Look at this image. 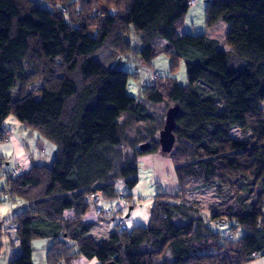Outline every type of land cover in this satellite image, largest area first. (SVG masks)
Masks as SVG:
<instances>
[{
	"label": "trees",
	"instance_id": "16d2710c",
	"mask_svg": "<svg viewBox=\"0 0 264 264\" xmlns=\"http://www.w3.org/2000/svg\"><path fill=\"white\" fill-rule=\"evenodd\" d=\"M43 1L0 0V133L14 114L57 146L50 165L0 174L3 201L28 203L13 218L20 253L10 264H34L35 239L52 240L48 264H246L264 256V0H208L207 28L229 25L228 50L207 34L179 33L191 0ZM133 52L146 63L158 52L185 60L189 85L169 79L142 100L128 95L131 73L111 66ZM163 104L180 108L170 153L160 143L166 116L154 109ZM160 150L173 160L179 191L158 193L147 226L98 240L86 219L89 196H114L122 179L134 188L138 156ZM5 161L0 155V170ZM210 192L218 202L198 232L188 195ZM220 221H235L245 235L207 231Z\"/></svg>",
	"mask_w": 264,
	"mask_h": 264
},
{
	"label": "rangeland",
	"instance_id": "374dc122",
	"mask_svg": "<svg viewBox=\"0 0 264 264\" xmlns=\"http://www.w3.org/2000/svg\"><path fill=\"white\" fill-rule=\"evenodd\" d=\"M34 1L41 5L44 3L43 0ZM207 2L208 0H197L191 5L178 28L179 33L191 35L207 34L220 42L221 50H228L229 47L225 43V37L229 30V25L221 21L214 27L207 28L205 19ZM128 37L135 50L142 49L143 44L135 33ZM164 44H167V42L162 41L159 45L162 46ZM100 56H102L101 53L97 54L96 58L99 59ZM111 67L131 73L128 80L127 93L138 100L144 99L145 90L149 87H154L158 81L166 83L167 80L171 79V81H175L181 86L189 85L185 60L174 63L173 58L164 52H158L150 63L144 62L137 53L125 54L118 57ZM157 72L159 73L158 76L156 75ZM36 98L39 99L40 97L36 96ZM173 107L175 106L163 104L154 109L157 114L166 116V113ZM262 107L264 108V102ZM4 125L7 127L9 140L0 141V153L6 157L4 166L0 170L1 175L6 172L17 175L19 173L17 168L30 169L33 158L41 165H50L53 162L57 154V146L44 137L38 129L22 124L14 114L7 117ZM128 133L132 138L138 136L136 128H132ZM137 165V185L130 189L125 180L116 181L114 183L115 195L104 196L101 199L99 203L100 212L95 210L96 206L91 202L90 197L88 198L90 209L86 214V219L96 222L92 235L98 240L108 238L110 233L117 228L131 230L136 226H147L150 222L151 210L158 193H176L179 191L180 183L173 160L169 154H164L160 150L140 155L137 158ZM5 180L3 177L0 179V217H4L7 220L9 215H11L12 208L18 209L17 207H21L19 205L21 199H17L14 202L8 196L11 201H2L4 198L2 188L5 186ZM188 197L187 205L191 210V218L189 220L190 223H194L197 228L195 230L199 232V222L207 220L206 211L208 212L210 206L217 203L218 199L211 192L204 194L191 193ZM22 202L25 201L22 200ZM179 221L181 219L176 220L175 224L178 225ZM184 221L186 222V220ZM7 222L10 223V219ZM190 223L187 222L186 224L190 225ZM233 228L230 231L236 232L234 240L240 239L246 233L241 227H236V231ZM8 229L9 231L11 230L10 234L13 235L14 227H9ZM2 241L3 248L0 255V264H9L11 257L16 252L12 248L10 239L3 237ZM51 244V239H35L32 242L34 264H48L47 254ZM73 264H99V262L96 258L88 261L79 258ZM246 264H264V256H260Z\"/></svg>",
	"mask_w": 264,
	"mask_h": 264
},
{
	"label": "crops",
	"instance_id": "0c3cea01",
	"mask_svg": "<svg viewBox=\"0 0 264 264\" xmlns=\"http://www.w3.org/2000/svg\"><path fill=\"white\" fill-rule=\"evenodd\" d=\"M3 128L4 129H7V127L3 124ZM0 155H3L2 153H0ZM4 156V155H3ZM34 165H41L40 163H37V161H36V159L35 158H33L32 160H31V167L32 166H34ZM30 167V168H31ZM17 169H19V173H22V172H24V171H27L28 169H22V168H17ZM18 173V174H19ZM3 188H4V186H3ZM3 188H2V190H3ZM11 199V198H10ZM10 199H8V200H10ZM7 200V201H8ZM12 201H14V202H16V200L15 199H11ZM10 200V201H11ZM20 200V199H19ZM3 201V200H2ZM7 201H3V202H7ZM22 201V200H21ZM21 201H20V203H19V205L21 206L20 208L19 207H17L18 209H13L12 208V210H11V215H9V217H8V219H10V223H8L7 222V220H6V218H4V217H0V219H1V221H0V236H1V239L3 238V237H5V238H8V239H10L11 240V244H12V248H13V250L16 252V254L15 255H13V257H11V260H10V262H9V264L11 263V261H12V259L14 258V257H16L19 253H20V240H19V238H18V236H17V225H16V223H14V221H13V218H14V216L17 214V213H19V212H21V211H23V210H25V209H27V207H28V203L27 202H22L21 203ZM14 211V212H13ZM67 215L68 216H72L73 215V212L72 211H69V212H67ZM89 221V220H88ZM5 222V223H4ZM92 222V221H91ZM4 223V224H3ZM9 224V225H8ZM11 228V227H14V230H13V235H11L10 233V231H9V229L8 228ZM233 227H236V222L235 221H226V222H212L211 224H209L208 225V227L206 228L207 229V231H209V232H214V233H221L222 234V236H226L227 234H228V232L231 230V228H233ZM233 229H235L236 230V228H233ZM3 242V241H2Z\"/></svg>",
	"mask_w": 264,
	"mask_h": 264
},
{
	"label": "water",
	"instance_id": "95a60500",
	"mask_svg": "<svg viewBox=\"0 0 264 264\" xmlns=\"http://www.w3.org/2000/svg\"><path fill=\"white\" fill-rule=\"evenodd\" d=\"M180 108L175 106L171 108L166 115L165 127L160 133L161 150L164 153H170L175 145L176 138L174 136L175 120L179 113ZM148 144L142 145L141 149L146 150ZM114 264V263H111Z\"/></svg>",
	"mask_w": 264,
	"mask_h": 264
},
{
	"label": "built area",
	"instance_id": "2783aa9c",
	"mask_svg": "<svg viewBox=\"0 0 264 264\" xmlns=\"http://www.w3.org/2000/svg\"><path fill=\"white\" fill-rule=\"evenodd\" d=\"M196 1H197V0H191V1H190V4L193 5ZM156 75H157V76L159 75L158 72L156 73ZM8 134H9V133H8L7 130L4 132V134H1V135H0V141H1V140H6V141H8V140H9ZM102 195H103V191H97L96 193H93V194H91V195L89 196L91 202L96 206L95 210L98 211V212H100L99 203H100V201H101V199H102ZM228 235H229V236H233L234 233L230 231V232L228 233Z\"/></svg>",
	"mask_w": 264,
	"mask_h": 264
}]
</instances>
